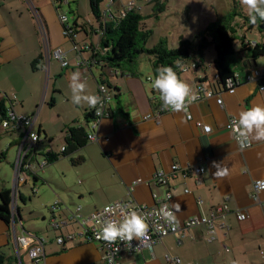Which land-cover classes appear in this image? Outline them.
I'll use <instances>...</instances> for the list:
<instances>
[{"label": "crops", "instance_id": "crops-1", "mask_svg": "<svg viewBox=\"0 0 264 264\" xmlns=\"http://www.w3.org/2000/svg\"><path fill=\"white\" fill-rule=\"evenodd\" d=\"M120 1H108L104 5L110 13L118 15L128 0ZM135 1L141 9H147L146 13L142 12L147 15L143 20L144 28H149L147 19H157L164 11L156 13L150 10L149 0ZM64 4L69 7L68 0H0V97L6 94L11 99L14 95V101L6 100L7 105H12L19 113L36 115L34 129L41 140L34 149L35 166L45 158L47 151L59 153L54 161L69 157L73 152L76 156L69 157L68 169L61 173L60 179L54 180L49 172L41 176L42 191L51 200L54 199L51 205L58 201V206L51 209L50 205L46 224H33L39 231H32L26 227L32 224L23 223L17 205V200L25 202L23 184L26 183L18 182L14 171L20 132L0 128L3 133L15 135L12 142L6 143V149L0 150V161L13 159V174L10 176L5 171V177L0 178V189L11 190V199L16 189L15 220L7 223L0 219V248L7 257L4 264H30L26 249H19V258L14 244V237L25 232L46 239L43 264H100L98 243L83 237H75L62 244L55 241V236L75 232L79 228L77 222L69 219L75 207L79 205L78 212L87 216L118 199L154 205L158 198H164L168 188L173 211H176L173 205H180V211L176 212L179 221L192 215H207L212 208L226 203L229 211L218 216L216 221L228 225V230L217 229L216 238L208 241L205 225L199 223L164 236L151 249L144 247L131 254L122 251L121 264H173L165 260L166 255L178 257L182 264H264V192L257 194V200L252 197L253 181L264 179V142L253 141L251 147L241 150L232 133L225 128L231 116L238 117L240 111L253 105H264V87L260 88L259 80H248L246 77L250 68H257L256 62L247 70L235 69L240 76L233 92L212 85L222 99L221 104L217 102L218 96L202 97L182 112L163 111L156 114L158 94L148 86V77L154 76L151 68L153 57L147 55L149 68L142 67L137 60L131 68H101V64L93 59V54L100 51L97 28L90 25L88 30L76 16L71 20L67 17L73 33L71 36L64 34L59 19L61 14H65L62 9ZM31 7L44 17L51 46L64 48L68 59L66 66L56 59L50 60L47 83L42 72L43 58L41 65L36 69L32 67V61L40 54L42 56V44ZM109 11L106 18L110 17ZM205 18L208 20V17ZM200 24L202 28V21ZM182 38L183 35L178 40ZM84 43L91 45L96 52L92 48L81 51L73 48ZM210 50L214 51L212 46L205 49L206 52ZM206 52L202 56L190 53L201 59L195 70L177 72L191 86L199 79L207 86L216 80L214 54L210 64H207ZM75 71H79L82 80L86 81L87 93L96 94L98 80L104 79L110 85L113 97L107 107L108 114L100 118L95 128L96 138L88 140L71 154L60 155L67 127H83L86 132H91V118L87 115L93 108L72 102L69 80L70 74ZM41 85L45 101L40 103ZM7 91L11 94L8 95ZM115 94L119 105L116 104ZM45 105L55 109V124L44 117L37 121ZM145 114H151V117L143 118ZM197 122L209 125L210 131L205 132ZM13 144L16 147L10 149ZM214 161L227 166L229 175L222 179L215 177L217 169ZM197 163L204 166L199 180L186 169L170 177L168 185L158 184L153 179V174L159 170L169 172L171 164L189 168ZM36 168L40 167L37 165ZM2 169L4 166L0 164V171ZM238 210L245 212L246 218L238 220ZM40 216L41 221L46 219L42 213ZM53 218L54 222L65 220L67 224L53 227ZM48 231L52 236H48Z\"/></svg>", "mask_w": 264, "mask_h": 264}, {"label": "built area", "instance_id": "built-area-1", "mask_svg": "<svg viewBox=\"0 0 264 264\" xmlns=\"http://www.w3.org/2000/svg\"><path fill=\"white\" fill-rule=\"evenodd\" d=\"M135 5H136L135 0H128L124 4L125 8H131ZM31 10L34 15V19L37 25V30L42 44V58L44 61L45 78L47 83L50 60L52 58L56 59L59 61V63L62 66H66L68 64V59L66 56V50L64 48H62L61 46H51L49 31L47 28L46 21L42 16V14L34 7H31ZM59 19L63 24V33L71 36V34L73 33V29L67 23V16L65 14H61L59 16ZM243 41L244 43L255 44L254 40L246 39L245 36ZM90 47L91 45H88L87 43L73 46V48L76 51L89 49ZM94 52H96L95 49ZM200 62L201 59L198 56H194L190 54L188 58L177 61V66H178L177 70L178 72H187V71L195 70L199 66ZM262 75H264V66L261 69L251 68L246 77L248 80H259L262 77ZM238 83L239 80L228 78L226 80L224 90L233 92L235 86ZM212 85L213 83H210L209 86H207L201 79H199L193 82L192 89L195 93L198 94L199 99H201L202 97L218 96L217 102L221 104L222 99L212 89L214 87V86L212 87ZM263 87L264 84H261L260 88ZM96 94L102 98L103 103L101 105H98L96 108H93V116L90 119L91 132H87L88 140H93L96 138L95 128L97 127L100 118L108 114L107 107L113 97L112 89L109 86L108 82L104 79L98 80ZM8 98L9 100L14 101L15 96L13 95L11 99L10 97H7V99ZM163 111H169V110L164 109L162 107V101L159 100L156 106V114H159ZM149 117H151V114H145L143 116V118H149ZM187 117L190 118L191 115L188 114ZM237 118L238 117L231 116L225 124V128L231 133H232L231 131L232 121ZM35 119H36V115L19 113L13 108L12 105H7L4 115H0L1 129L20 132L18 152L14 163L15 177L17 181L20 183L26 182L30 176V172L35 173V169L37 170V168H34L35 163H33V160H35V155H36L34 153V149L36 148L38 142L41 140V137L40 134L34 129ZM197 123L202 125V128L205 132L210 131L211 128L209 125L201 124V122H197ZM33 135L36 137V139L32 138ZM64 148L65 147L62 146L60 151L64 150ZM47 152H51V151H47ZM47 163L48 160L45 157L42 160L38 161L37 165L41 168L42 166H45ZM185 169L187 171H191V173L194 174L196 180H199L204 172V166L200 165L199 163L192 164L189 168L187 167L182 168L177 164H171L169 172L159 170L153 174V179L158 184L168 185V180L170 177L176 176V174L179 171L182 170L185 171ZM260 179L263 178H258L253 181L254 194L252 197L255 200H257V194L259 192H264V189L258 190L256 185V181ZM131 189L132 187L128 188V191L130 192ZM15 196H16V189L12 193V199L10 203V211L12 216L15 213V207H16ZM170 198H171V192L168 188L164 194V198L162 199L158 198L157 202L154 205L134 203L132 202L131 199H118L105 204L103 207L93 211L87 216H83L80 214V212H78L80 206L77 205L75 207V210L69 216V219H73L75 222H77L79 228L75 232L67 233L65 235L60 234L55 236V241L59 244H62L66 240L73 239L75 237H83L85 240L94 241L99 244L100 264H121L120 253L122 251H126L129 254H131L141 250L144 247L151 249L152 245L160 241L164 236L168 234L179 233L199 223L205 225L206 233H207L206 239L208 241H211L216 238L217 229L228 230V225L221 222L218 223L216 221L218 216L223 215L229 211V208L226 203H222L220 206L212 208L209 214L207 215H202V214L192 215L183 221L178 220L179 223L173 226L166 224L162 218L156 215V213L159 211L162 205L165 204H167L169 208L173 210V208L170 206L169 203ZM116 205H119L120 207L116 208L115 207ZM57 206H58V201H55L51 205V209H54ZM108 206H113L116 213L114 216L110 215L109 213H106L105 209ZM132 210H136L140 214H146L149 217L148 219L149 230L147 233L148 239L143 244H141L140 241L135 238L131 241V245L125 244V242L120 241L119 239L116 240L114 243L110 244L104 241L103 239L97 238L98 233L101 231L103 227L102 220L111 218L119 222L120 220L123 219L124 214L130 213V211ZM236 216L238 220H242L246 218V213L238 210L236 212ZM52 222H53L52 223L53 227H59L60 223L67 224V221L65 220L61 222L59 221L54 222V218ZM45 242L46 239L44 237L29 232H25L22 233L21 235H17L14 237V244L18 257L20 258L18 253L19 249L25 248L26 255L30 261V264H43ZM224 248L227 250L226 247ZM33 253H35V255H33ZM165 260L168 263L182 264L180 263V259L178 257H173L170 255H166Z\"/></svg>", "mask_w": 264, "mask_h": 264}, {"label": "trees", "instance_id": "trees-1", "mask_svg": "<svg viewBox=\"0 0 264 264\" xmlns=\"http://www.w3.org/2000/svg\"><path fill=\"white\" fill-rule=\"evenodd\" d=\"M105 1L88 0L91 15L98 25L96 33L99 36L98 44L100 45V51L93 54V59L95 63L101 64V68H131L140 55L147 54L153 57L151 68L154 75L156 70L163 66H172L178 72V60L188 58L191 52L202 56L204 50L212 46L214 49L213 65L216 70V80L213 86L224 90L228 78L239 80L240 73L235 71V69H239V71L241 69L247 70L251 65H254L257 58H264V41H255V44L244 43V34H237L238 31L232 25L233 17L229 14L222 15L208 23L201 32L197 33V41L195 43L182 38L178 40L176 47H168L164 40H159L148 47L146 46V41L151 29L143 27V20L147 17V15L142 13L144 8L141 9L137 2L133 7L125 8V2L121 10L118 11V15H114L104 5ZM153 1H155V4L151 10L154 12L163 11V3H160L159 0H149V3ZM108 11L110 17L106 18ZM242 22L249 26L258 25L260 29H263L262 26H264V21L259 18H257L256 23H252L249 14L243 16ZM237 38L240 44L239 50L234 48V41ZM41 59L42 56L40 54L32 61L33 69L41 65ZM259 83L264 84V75L259 79ZM114 97L116 98V104L119 105L117 94ZM6 100V94L0 97V115H4L7 108ZM87 116L92 118L93 109L88 112ZM87 142V132L83 127H67L64 131L65 148L60 152V155L71 154ZM58 154L46 152L44 157H46L48 163H51L58 158ZM30 176L33 179L38 177L31 172ZM10 203L11 190L0 189V219L7 223H10L11 219L15 220V216H12L10 211ZM17 209L19 212L18 207ZM6 259L7 257L0 248V264H4Z\"/></svg>", "mask_w": 264, "mask_h": 264}, {"label": "rangeland", "instance_id": "rangeland-1", "mask_svg": "<svg viewBox=\"0 0 264 264\" xmlns=\"http://www.w3.org/2000/svg\"><path fill=\"white\" fill-rule=\"evenodd\" d=\"M69 7L67 4L62 6V9L69 20L73 17H77L80 22L85 23L87 29L90 30V25L93 28H97L98 25L95 22L94 18L91 15L89 8L88 0H68ZM160 1V0H159ZM115 2H121L120 0H115ZM163 3V12L157 19L150 18L147 19L151 33L149 34L146 46L150 47L157 43L159 40L166 41L168 47L177 46V40L183 35V38L190 41H197L196 35L198 32H201L208 23L216 20L222 15H231L232 25L238 31L237 34H244L246 39L263 42L264 41V29H260L258 25L249 26L242 22L243 16L248 15V10L246 6L242 5L240 0H161L160 3ZM108 4V0L104 2ZM155 1L149 3L150 10L152 9ZM147 9H143V12L146 13ZM159 13V12H156ZM218 13V14H217ZM80 15V16H79ZM219 15V16H217ZM156 17V16H155ZM200 17V19L198 18ZM205 17H208L206 20ZM207 22H205V21ZM202 21V28H200V22ZM80 38V36H78ZM239 40L238 38L234 41L235 50H239ZM207 50V48H206ZM204 52H206L204 50ZM203 52V53H204ZM214 51L210 50L206 52L207 64H210L211 56H213ZM137 62L141 63L142 67L149 68L147 54H142L137 58ZM264 66V58L259 57L256 59V67L261 69ZM207 68L209 66L207 65ZM43 77L44 68H42ZM8 95L11 92L7 91ZM45 92L44 87L41 85V92L39 95V102L45 101ZM55 109L49 108L47 105L44 106L42 114L37 121L42 119L49 120L52 124H55L57 118L55 116ZM38 123V122H37ZM37 127V126H36ZM1 132V131H0ZM15 138V135H10L8 133L1 132L0 135V150L6 149V143L12 142ZM62 141V139H61ZM55 144V140L53 141ZM16 147L15 144L10 146V149ZM69 157H76L75 152H73ZM69 157H60L57 161L48 163L43 168L35 169V174L38 176L37 181L33 182V178L30 177L25 184H23L25 202L23 203L20 200H17V205L20 207L21 217L24 219L23 223L32 224V226H26L32 231H39L36 226L33 224L44 223L49 217V209L51 202L54 200L50 199V196L44 193L41 189L43 173L49 172V175L55 180L60 179L61 173L67 171L70 164ZM12 160H3L1 159L0 164H3L4 169L0 171V178L5 177V171L12 176ZM34 168L36 166L34 165ZM33 188V189H32ZM41 213L46 217V219L41 221ZM43 224V225H44ZM46 231V229H45ZM51 231H48V236H52ZM42 233V232H41ZM9 249H7V253ZM12 255H14L11 252Z\"/></svg>", "mask_w": 264, "mask_h": 264}, {"label": "clouds", "instance_id": "clouds-1", "mask_svg": "<svg viewBox=\"0 0 264 264\" xmlns=\"http://www.w3.org/2000/svg\"><path fill=\"white\" fill-rule=\"evenodd\" d=\"M240 2L246 6L252 23H256L257 18L264 21V0H240ZM148 81L150 90L157 93L158 99L162 101V107L171 112H182L199 99L192 86L180 78L172 66L158 68L154 76L148 77ZM69 87L72 102L76 105L87 104L91 108H96L103 103L99 95L86 92L87 83L82 80L79 71L70 74ZM231 131L241 150L251 147L253 141L264 142V105H253L240 111L238 118L232 121ZM32 138L36 139L34 135ZM213 164L217 169L214 173L215 177L222 179L229 175L227 166H221V163L215 161ZM256 185L258 190L264 189V179L257 180ZM173 207L176 211L171 210L167 204L162 205L156 213L170 226L179 223L176 212L180 211V205L177 203ZM105 211L112 216L116 214L113 206H108ZM148 219L146 214H140L136 210L124 214L119 222L111 218L104 219L97 238L110 244L119 239L128 245H131V241L135 238L143 244L148 239Z\"/></svg>", "mask_w": 264, "mask_h": 264}, {"label": "water", "instance_id": "water-1", "mask_svg": "<svg viewBox=\"0 0 264 264\" xmlns=\"http://www.w3.org/2000/svg\"><path fill=\"white\" fill-rule=\"evenodd\" d=\"M262 28L264 29V26H262Z\"/></svg>", "mask_w": 264, "mask_h": 264}]
</instances>
